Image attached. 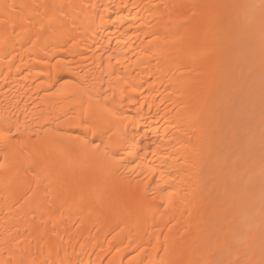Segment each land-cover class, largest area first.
<instances>
[{
  "label": "bare ground",
  "instance_id": "obj_1",
  "mask_svg": "<svg viewBox=\"0 0 264 264\" xmlns=\"http://www.w3.org/2000/svg\"><path fill=\"white\" fill-rule=\"evenodd\" d=\"M262 82L264 0H0V264H264Z\"/></svg>",
  "mask_w": 264,
  "mask_h": 264
},
{
  "label": "rangeland",
  "instance_id": "obj_2",
  "mask_svg": "<svg viewBox=\"0 0 264 264\" xmlns=\"http://www.w3.org/2000/svg\"><path fill=\"white\" fill-rule=\"evenodd\" d=\"M244 44H245V46H244ZM242 47H244L245 48V50H247L246 49V47L248 48L249 47V44H248V42L247 41H244V43H243V45H242ZM240 48L239 50H241L242 49V51L243 52H245V50H243V48ZM237 51L236 52V54L238 53V52H240V53H242L243 54V52H241V51ZM239 53V54H240ZM263 82L261 83V85H262V88L264 87L263 86ZM261 89H259V91H260ZM243 93V92H242ZM260 93H262V94H260ZM259 94H260V100H261V102H263L261 105L260 104H258V105H260V106H256L255 104H253L251 107H250V104H249V101H252V100H248L247 102H246V104H247V107H248V109H251V108H254L253 106L255 105V108H254V110L256 109V108H258V109H256L257 111H259V113L261 114V115H259L263 120H262V123H259V125L258 124H256L257 122V118H255L254 117V114H252L251 115V113L250 112H248L247 110V115H246V113H243L244 111L242 110V115H244L241 119H240V121L242 120L243 122H246V123H248L247 125L248 126H250L251 128L250 129H255L254 130V134H255V132H256V134H255V136L256 137H254L253 138V140H252V142L250 143L252 146H250V147H248L247 146V144L245 143V138H241L240 139V137H238L237 138V141H236V144H237V148L238 147H240V151L239 150H235L234 152L232 151L228 156L230 157H228V156H226L225 158H228L229 160V163H231L232 165H234V163H233V161L235 162V165H234V168H235V170L240 174V175H242V176H240L241 178H244L245 176H248L249 174L250 175H255L254 177H258V176H260V175H262L263 176V178H262V176H260L261 177V179H258V178H260V177H258V178H256V180L258 179L259 181H260V184H262V182L264 183V140H262V139H264L263 137H261V136H264V109H263V107H264V88H263V90H261V92H260ZM257 94V93H256ZM255 96V95H254ZM259 96V95H258ZM257 96V97H258ZM234 98H233V103H234V105H235V102L234 101H236V105H237V103H239V98H240V102H241V97L240 96H237V98H235L236 96H233ZM256 98V97H255ZM262 98V99H261ZM257 99V98H256ZM245 104V105H246ZM234 105H233V107H234ZM263 106V107H262ZM232 107V108H233ZM261 109V110H260ZM262 109H263V111H262ZM250 114V115H249ZM249 116V117H248ZM257 117V116H256ZM254 124H256V125H258V126H254ZM260 128V129H259ZM260 134V135H259ZM262 134V135H261ZM258 136H259V140H258ZM227 138V137H226ZM256 138V140H254ZM228 139V138H227ZM242 140V141H241ZM224 141H226V140H224ZM239 141V142H238ZM238 142V143H237ZM249 144V145H250ZM257 144V145H256ZM241 146H244L243 147V149H242V147ZM261 146H262V148H261ZM221 147H225V145L224 146H221ZM251 148V149H250ZM256 148H258V149H256ZM261 148V149H260ZM244 149H246V150H244ZM254 149V150H253ZM242 150V151H241ZM248 150H250L249 152H248ZM221 151V150H220ZM219 151V152H220ZM245 151V152H244ZM249 154H248V153ZM251 152V153H250ZM263 152V153H262ZM221 153V152H220ZM233 153H234V155H233ZM236 153V154H235ZM241 153V154H240ZM247 153V154H246ZM222 154V153H221ZM221 154H219V156L218 157H220V155ZM243 154V155H242ZM263 154V155H262ZM231 155V156H230ZM241 155V156H240ZM262 155V157H260ZM237 156V157H236ZM231 158H233V159H231ZM238 158V159H237ZM258 158V159H257ZM258 160V161H257ZM261 160V161H260ZM255 161L258 163V164H256L255 163ZM242 162V163H241ZM252 162V163H251ZM262 162V163H261ZM238 163V164H237ZM241 163V164H240ZM245 163V164H244ZM251 163V164H250ZM262 164V165H261ZM245 165V166H244ZM249 165V166H248ZM254 165V166H253ZM256 165V166H255ZM242 166H244V167H242ZM247 166V171H246V167ZM251 166V167H250ZM249 167L252 169L253 167L255 168V169H252L253 171H251V169L249 170ZM236 168H238V169H236ZM245 168V169H244ZM261 168H263V169H261ZM244 169V170H243ZM261 170H263V171H261ZM259 171V172H258ZM244 174H243V173ZM252 174H251V173ZM257 172V173H256ZM260 172H262V173H260ZM249 173V174H248ZM253 175L251 176V177H253ZM257 175V176H256ZM251 179H255V178H251ZM222 180L224 181V182H227V186H228V189L230 190V193H238V192H240L241 190H240V188H242L243 186H241V185H239L238 183H234V182H232V181H228L227 179H224V178H222ZM236 186H237V188H236ZM239 186V187H238ZM230 187V188H229ZM240 190V191H239ZM244 190V189H243ZM260 200H256L255 201V203L254 204H257L255 207H258V209H259V212L257 211L258 209L256 208L255 210H256V212H255V214H253V215H251V216H248V215H246V216H248V217H246V224H248V225H244L243 226V233H241V232H238V229H234L233 228V230L231 231V234L233 235V238H235L234 240V242H235V248L233 249V253H235V254H237V252L238 251H240L242 254L243 253H247L248 251H250L251 249H255V250H264V208H263V206H262V203L261 204H259L258 202H259ZM259 204V205H258ZM261 207V208H260ZM263 209V210H262ZM262 210V211H261ZM262 213H261V212ZM247 212V211H246ZM254 215H257V218H255L254 217ZM229 219H230V216L229 215H227V217H226V220L225 221H223V223L222 224H224V223H226V222H228L229 221ZM251 220V221H250ZM256 220V221H255ZM249 223H248V222ZM256 222V223H255ZM246 227V228H245ZM252 227V228H251ZM248 229V230H247ZM247 233H246V232ZM237 233H239L238 235H236ZM245 233V234H244ZM242 234V235H241ZM249 234H254V236H256V238H257V240H254V242H253V240H251V239H249V237H248V235ZM237 237V238H236ZM246 237V238H245ZM217 255L219 256V253H217ZM262 258V260L264 259V254H263V256L261 257ZM259 263H261V261H259V262H257V264H259Z\"/></svg>",
  "mask_w": 264,
  "mask_h": 264
}]
</instances>
